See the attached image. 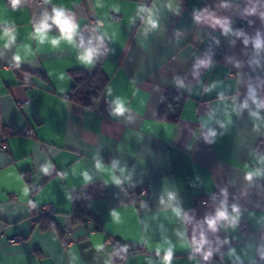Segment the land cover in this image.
I'll use <instances>...</instances> for the list:
<instances>
[{"label":"crops","instance_id":"1","mask_svg":"<svg viewBox=\"0 0 264 264\" xmlns=\"http://www.w3.org/2000/svg\"><path fill=\"white\" fill-rule=\"evenodd\" d=\"M54 9L76 26L71 41ZM97 67L109 76L97 104L70 101V71ZM169 90L186 96L177 122L159 117ZM77 203L91 222L75 219ZM44 206L56 227L43 228ZM204 240L213 249L202 253ZM262 259L264 6L0 0V264Z\"/></svg>","mask_w":264,"mask_h":264},{"label":"trees","instance_id":"2","mask_svg":"<svg viewBox=\"0 0 264 264\" xmlns=\"http://www.w3.org/2000/svg\"><path fill=\"white\" fill-rule=\"evenodd\" d=\"M253 3L259 11L264 6V0H253ZM241 31V29L237 31L233 39H235ZM70 73L73 84L68 99L85 108H93L102 96L104 88L109 81V76L101 67H97L92 72H88L83 68H76L71 70ZM41 75L44 77V74ZM185 101L186 96L184 94L174 90L167 91L160 110V119L173 122L179 121ZM73 215L77 221H87L89 218L92 219L82 203H77L74 206ZM40 220L43 228L57 226L46 213H42ZM259 263L264 264V259L260 260Z\"/></svg>","mask_w":264,"mask_h":264},{"label":"clouds","instance_id":"3","mask_svg":"<svg viewBox=\"0 0 264 264\" xmlns=\"http://www.w3.org/2000/svg\"><path fill=\"white\" fill-rule=\"evenodd\" d=\"M17 2L18 0H13V4ZM48 19L49 17L45 16V19L36 27V32L41 38L45 36L47 30L50 28V25L47 22ZM50 19L52 20V23L55 24L59 28L62 34V37L67 39L68 41H71L73 38L75 27H76L72 19L70 17L65 16V13L62 9H59V10L54 9V14L52 17H50ZM52 43L56 44L58 43V41L53 40ZM92 54H93L92 50H88L87 53L83 57L84 61L87 63H91ZM116 111L122 112L123 108L121 106H118L116 108ZM220 215L223 216L224 213H221Z\"/></svg>","mask_w":264,"mask_h":264},{"label":"built area","instance_id":"4","mask_svg":"<svg viewBox=\"0 0 264 264\" xmlns=\"http://www.w3.org/2000/svg\"><path fill=\"white\" fill-rule=\"evenodd\" d=\"M34 1H39V0H34ZM96 25H97V20H90L85 25V28L86 29H92ZM248 103H249L248 96L244 95L242 97V105H243V107H247L248 106ZM8 132L11 133L12 130L11 129H8ZM27 133L28 134H31L32 133V130L31 129L27 130ZM219 197H220L219 194H216L214 196V200L217 201L219 199ZM40 210H41L42 213H51L52 211H54V209H53L52 206H44ZM87 221L91 222L92 219L89 218ZM251 230H252V227H251V225L249 223L244 222V223L240 224V232L242 234H247V233L251 232ZM20 240H21V238L19 236H14L12 238H9V242L10 243H13V244L19 242ZM106 243L108 245H117L118 244V239L115 236H109L107 238V240H106ZM212 249H213V247H212V244L210 243V241L204 240V242L202 244V247L199 249V251L202 252V253H204V252L211 251ZM117 258L118 259H122V256L118 255Z\"/></svg>","mask_w":264,"mask_h":264}]
</instances>
